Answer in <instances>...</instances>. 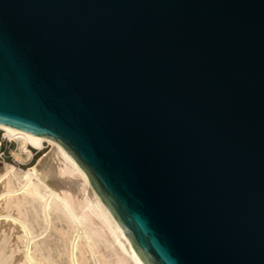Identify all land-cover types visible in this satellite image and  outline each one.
Instances as JSON below:
<instances>
[{"label": "water", "instance_id": "95a60500", "mask_svg": "<svg viewBox=\"0 0 264 264\" xmlns=\"http://www.w3.org/2000/svg\"><path fill=\"white\" fill-rule=\"evenodd\" d=\"M0 123L58 141L144 264H264V0H0Z\"/></svg>", "mask_w": 264, "mask_h": 264}, {"label": "bare ground", "instance_id": "6f19581e", "mask_svg": "<svg viewBox=\"0 0 264 264\" xmlns=\"http://www.w3.org/2000/svg\"><path fill=\"white\" fill-rule=\"evenodd\" d=\"M0 131L20 163L50 147L26 168L0 161V264H144L58 141L2 123Z\"/></svg>", "mask_w": 264, "mask_h": 264}, {"label": "rangeland", "instance_id": "374dc122", "mask_svg": "<svg viewBox=\"0 0 264 264\" xmlns=\"http://www.w3.org/2000/svg\"><path fill=\"white\" fill-rule=\"evenodd\" d=\"M1 136H2V132L0 131V137ZM13 146H14V144L12 143V141L11 142L6 141L5 139H3V141H1V144H0V161H7V162L12 163L16 166H21L22 168H26L29 164L36 163L38 161V159L41 158V156H43L45 153H47L50 149V147H48L47 144H45L46 147H43L42 149H40V151L33 150L34 156L30 160H28L24 163H20L10 153ZM8 150H9V152H8Z\"/></svg>", "mask_w": 264, "mask_h": 264}, {"label": "built area", "instance_id": "2783aa9c", "mask_svg": "<svg viewBox=\"0 0 264 264\" xmlns=\"http://www.w3.org/2000/svg\"><path fill=\"white\" fill-rule=\"evenodd\" d=\"M3 139H5V138H3V137H0V140H1V141H3ZM34 150H35V149H34ZM8 152H9V150H8Z\"/></svg>", "mask_w": 264, "mask_h": 264}]
</instances>
